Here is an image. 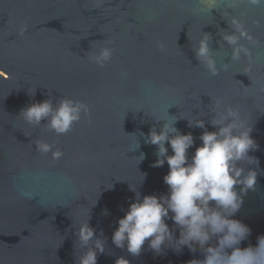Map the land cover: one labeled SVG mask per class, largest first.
I'll use <instances>...</instances> for the list:
<instances>
[{
  "label": "water",
  "instance_id": "obj_1",
  "mask_svg": "<svg viewBox=\"0 0 264 264\" xmlns=\"http://www.w3.org/2000/svg\"><path fill=\"white\" fill-rule=\"evenodd\" d=\"M241 13L254 42L244 41L250 58L233 60L223 35ZM206 32L221 67L216 76L193 51ZM106 44L115 51L101 67L89 55ZM48 94L82 100L90 113L64 134L44 121L27 123L20 110ZM217 98L240 109L258 144L250 152L259 158L257 184L235 215L252 230L241 244L247 247L264 234V5L217 0L212 11L202 0H0V264H77L85 249L76 231L89 217L96 235L107 238L98 264H116L120 256L131 264L203 258L187 247L157 255L147 242L133 256L111 237L135 199L130 186L142 195L168 191V164L152 167L156 146L140 133L167 117L169 107L171 115L210 121ZM176 126L193 133V154L204 130L184 118ZM38 141L63 155L38 151Z\"/></svg>",
  "mask_w": 264,
  "mask_h": 264
},
{
  "label": "clouds",
  "instance_id": "obj_2",
  "mask_svg": "<svg viewBox=\"0 0 264 264\" xmlns=\"http://www.w3.org/2000/svg\"><path fill=\"white\" fill-rule=\"evenodd\" d=\"M202 3L213 11L217 0H202ZM247 3L264 5V0H247ZM243 16V13L233 16L232 30L226 29L223 35V40L232 48L233 60L251 57V50L244 41L253 43L254 38ZM26 29L27 25H22L21 34ZM159 47L164 51L163 44ZM114 51L106 44L90 53L89 59L103 67L112 59ZM193 51L195 59L206 67L210 75L219 74L221 67L217 65L207 32ZM223 67L226 69L227 65ZM35 92L29 94L34 96ZM168 109L167 117H154L156 123L149 132L140 133L145 136L144 143L156 146L157 159L152 167H163L165 162L168 164L169 171L164 176L168 191L142 195L138 186H130L135 199L118 220L111 237L113 244L126 248L133 256L141 254L146 242L148 249L157 255L163 254L167 248L179 253L185 247L192 253H196L197 249L204 253L203 258H194L188 264H264V234L257 237L255 245L250 243L241 247L252 230L235 218L243 205L244 196L250 189H255L258 179L259 158L250 155L258 148L252 136L253 125L246 124L238 107L225 105L220 98L213 104L210 121L171 115ZM89 113V105L82 100L70 96L56 100L48 94V98L23 107L19 115L29 124L40 125L44 121L43 124L55 133L64 134ZM181 118L187 119L189 128L204 130L199 136L202 143L191 155L189 150L195 145L196 138L191 131L184 133L176 126ZM208 123L214 130H208ZM139 147L137 139L135 149ZM37 149L42 153L51 152L57 159L63 155L62 150L54 149L47 141H38ZM145 156L141 152L137 157L139 162ZM145 177L146 173H143L140 184ZM104 214L109 215V210L104 209ZM89 221L90 217L76 231L77 241L85 249L77 257V264H98V255L105 252L107 238L102 232L97 236ZM116 264L131 262L120 256Z\"/></svg>",
  "mask_w": 264,
  "mask_h": 264
}]
</instances>
